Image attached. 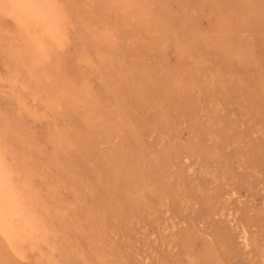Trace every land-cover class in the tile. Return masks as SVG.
<instances>
[{
  "label": "rangeland",
  "instance_id": "rangeland-1",
  "mask_svg": "<svg viewBox=\"0 0 264 264\" xmlns=\"http://www.w3.org/2000/svg\"><path fill=\"white\" fill-rule=\"evenodd\" d=\"M67 1L71 35L0 30V150L55 259L264 264V0Z\"/></svg>",
  "mask_w": 264,
  "mask_h": 264
},
{
  "label": "bare ground",
  "instance_id": "bare-ground-1",
  "mask_svg": "<svg viewBox=\"0 0 264 264\" xmlns=\"http://www.w3.org/2000/svg\"><path fill=\"white\" fill-rule=\"evenodd\" d=\"M14 21H18L19 25H14ZM74 27L67 0H0V30L16 28L17 33L44 43L54 37L71 35ZM81 49L84 50L83 47ZM79 62L89 64L90 59L87 55L81 56ZM5 83L8 95L23 116L39 123L42 119H49L46 112L34 108L32 102L36 98L33 99L32 92L29 91L31 95L27 92L25 82L16 70L10 73ZM15 176L12 165L0 150V243L22 259L35 254L34 262L37 264H65L67 258L63 257V263L55 259L53 252L58 248L44 234L40 223L22 199ZM241 234L242 244L248 247L247 232Z\"/></svg>",
  "mask_w": 264,
  "mask_h": 264
}]
</instances>
